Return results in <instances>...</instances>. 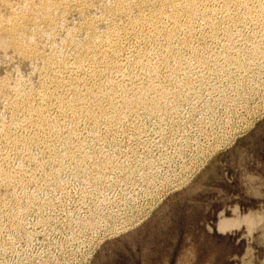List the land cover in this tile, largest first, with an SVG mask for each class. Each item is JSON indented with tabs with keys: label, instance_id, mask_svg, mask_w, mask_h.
<instances>
[{
	"label": "rangeland",
	"instance_id": "rangeland-1",
	"mask_svg": "<svg viewBox=\"0 0 264 264\" xmlns=\"http://www.w3.org/2000/svg\"><path fill=\"white\" fill-rule=\"evenodd\" d=\"M0 264H264V0H0Z\"/></svg>",
	"mask_w": 264,
	"mask_h": 264
},
{
	"label": "bare ground",
	"instance_id": "bare-ground-1",
	"mask_svg": "<svg viewBox=\"0 0 264 264\" xmlns=\"http://www.w3.org/2000/svg\"><path fill=\"white\" fill-rule=\"evenodd\" d=\"M260 217L255 219V217L253 215H250V216L244 217L243 220L222 221V223L219 224V227L224 228L225 226L228 227L229 225H234V224H238V226H239V224L242 225V223H243L247 227V229H249L251 231V227H254L261 220Z\"/></svg>",
	"mask_w": 264,
	"mask_h": 264
}]
</instances>
